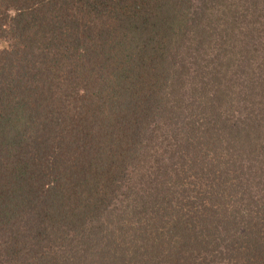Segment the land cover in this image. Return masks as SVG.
<instances>
[{"label": "trees", "instance_id": "16d2710c", "mask_svg": "<svg viewBox=\"0 0 264 264\" xmlns=\"http://www.w3.org/2000/svg\"><path fill=\"white\" fill-rule=\"evenodd\" d=\"M0 264H264V0H0Z\"/></svg>", "mask_w": 264, "mask_h": 264}]
</instances>
